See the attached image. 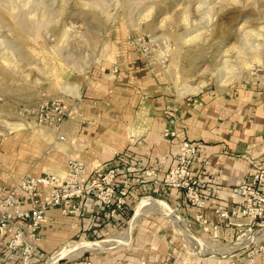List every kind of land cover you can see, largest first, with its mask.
<instances>
[{
    "label": "crops",
    "instance_id": "obj_1",
    "mask_svg": "<svg viewBox=\"0 0 264 264\" xmlns=\"http://www.w3.org/2000/svg\"><path fill=\"white\" fill-rule=\"evenodd\" d=\"M141 64L130 62L127 70L120 69L117 79L106 73L83 76L78 93L82 112L77 120L65 124L76 146H65L68 153L58 154L60 165L51 167L63 169L72 157L95 166V170L117 166L119 187L128 192L127 208L112 213L90 194L80 202L78 216L50 210L40 230L42 251L33 264H45L49 254L60 248L129 225L139 203L148 198H161L186 218L188 222L181 218L185 227L180 226L186 232L166 222L159 212H146L133 227L126 247L86 259L92 264H248L244 251L222 254L212 248L223 251L236 245L248 229L247 218L240 216L244 201L237 190L264 168V84L248 82L171 97L159 90L158 80L142 75ZM181 141L198 148L193 174L202 191L211 194L203 210L191 207L182 191L160 186L177 162ZM34 146V141L26 143L19 138L4 143L0 148V188L24 175H41L47 165L45 158L38 160L44 154L38 157ZM217 209L239 213L229 222L218 216ZM197 214L208 224L196 221ZM113 232L117 231L110 234ZM8 240V236H0V264H22L20 255L7 249ZM201 243L209 245V251L197 250ZM256 264H264V260L258 258Z\"/></svg>",
    "mask_w": 264,
    "mask_h": 264
},
{
    "label": "rangeland",
    "instance_id": "obj_2",
    "mask_svg": "<svg viewBox=\"0 0 264 264\" xmlns=\"http://www.w3.org/2000/svg\"><path fill=\"white\" fill-rule=\"evenodd\" d=\"M145 47L148 54L142 52ZM132 61L142 63V75L158 80L159 90L171 97L262 81L264 0H0V148L13 138L34 141V152L38 157L44 154L38 160L45 158L47 165L41 175L63 179L72 163L82 162V175L89 182L96 167L76 157L64 162L63 169L51 168L60 165L58 154L68 153L65 146H76L65 124L82 112L78 93L83 76L113 75L117 68V79L120 69L127 70ZM52 101L64 103L72 113L60 129L39 125L36 114L28 113ZM154 212L181 228L165 211ZM129 225L78 243L109 236L128 237L127 245L136 224L127 234ZM112 230L120 234H110ZM262 232L240 236L236 245L223 251L213 248L222 254L241 252ZM125 245L79 256L89 258Z\"/></svg>",
    "mask_w": 264,
    "mask_h": 264
},
{
    "label": "built area",
    "instance_id": "obj_3",
    "mask_svg": "<svg viewBox=\"0 0 264 264\" xmlns=\"http://www.w3.org/2000/svg\"><path fill=\"white\" fill-rule=\"evenodd\" d=\"M142 52L148 54V48L145 47ZM117 72V68L112 70L113 75ZM261 80L259 82L264 84V76ZM28 113L36 114L35 119L39 125L53 126L56 129H60L72 114L64 103L58 101L45 102L38 110H29ZM197 152L196 145L181 141L177 162L167 172L161 185L163 188L182 191L191 207L203 210L211 200V194L202 191L199 180L193 174ZM80 163H72L68 175L63 179L51 173L40 176L24 175L9 187L0 188V236L9 237L7 249L18 253L22 264H33L36 255L42 251L38 245L40 230L50 210L59 209L65 216H78L81 212L80 202L90 194L112 213L127 208L128 192L119 187L117 176L120 169L117 166L108 170H93L88 182V178L82 175L85 172L84 165ZM237 195L244 201L240 216L248 220L247 232L241 234L251 235L264 229V168L253 174L248 182L241 184ZM216 213L231 222L238 216L239 211L217 209ZM196 221L208 224L202 214L196 215ZM243 225L241 223L240 227ZM244 252L248 264H256L258 258L264 260V235L250 242ZM49 258H46L45 264ZM54 264L92 262L82 255L62 258Z\"/></svg>",
    "mask_w": 264,
    "mask_h": 264
},
{
    "label": "bare ground",
    "instance_id": "obj_4",
    "mask_svg": "<svg viewBox=\"0 0 264 264\" xmlns=\"http://www.w3.org/2000/svg\"><path fill=\"white\" fill-rule=\"evenodd\" d=\"M156 210H163V211H165L169 215V217L172 219V221H174L179 226H182L183 228L185 227V225H184L185 222H183L179 217H177V215L175 214V212L171 208H169V206L166 204V202H164V201H158V200H154V199H151L150 198V199H146L144 201H141L139 203V205L137 207V210H136V213H135V215L133 216V218H132V220L130 222V225H129L128 233L127 234L130 233V230H131L132 226H134L135 224H137L140 216L144 212H149V211L150 212H154ZM184 231L186 232L185 229H184ZM258 231H264V229H260ZM258 231H256V232H258ZM255 233H253L251 235L245 234V235H242L241 237L252 236ZM262 235H264L263 232H262ZM259 236H257V237H259ZM127 238L128 237H124V238L122 237V238L117 239V238H114V237H109L107 239H104V240H101V241H96V242H84V243H80V244H77V245H68L66 247L61 248L57 253H55L54 255H52L50 257V259L48 260L47 264H54L58 260H60L62 258H67V257L68 258H76V257H79V255L82 254L83 252L89 251V250H94V251L101 250L102 251V250L110 249V248H113V247H119L120 245L121 246L122 245H125L124 243H126ZM245 243H247V242L245 241L243 244H245ZM199 247H201V249L204 250L205 252L207 250L209 251V249H210L209 246H207L205 244H202V243L200 244ZM212 249H213V251L215 250L214 248H212ZM242 251H244V250H242Z\"/></svg>",
    "mask_w": 264,
    "mask_h": 264
}]
</instances>
